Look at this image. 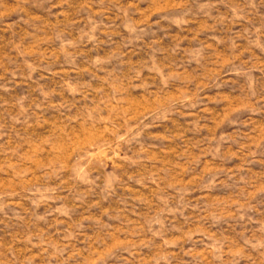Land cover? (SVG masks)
Here are the masks:
<instances>
[{
    "label": "rangeland",
    "instance_id": "obj_1",
    "mask_svg": "<svg viewBox=\"0 0 264 264\" xmlns=\"http://www.w3.org/2000/svg\"><path fill=\"white\" fill-rule=\"evenodd\" d=\"M0 264H264V0H0Z\"/></svg>",
    "mask_w": 264,
    "mask_h": 264
}]
</instances>
